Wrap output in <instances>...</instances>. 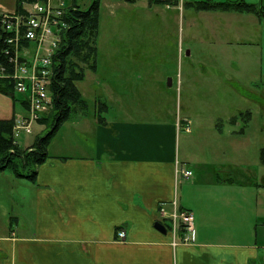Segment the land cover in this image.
<instances>
[{
    "label": "crops",
    "instance_id": "0c3cea01",
    "mask_svg": "<svg viewBox=\"0 0 264 264\" xmlns=\"http://www.w3.org/2000/svg\"><path fill=\"white\" fill-rule=\"evenodd\" d=\"M217 11L242 20L240 25L253 14ZM259 25L264 27L261 20ZM236 43L252 46L238 57L244 68V55L258 48L257 74L264 83V36ZM25 108L0 92V120H13ZM191 111L169 121L92 115L87 124L94 142L81 154L50 153L49 142L35 179L11 169L31 186L22 193L24 202L0 222V264H264V113L256 128L250 109L236 107L229 125L211 111ZM187 120L189 132L179 124ZM28 134L18 139L19 147L35 142L22 144ZM181 167L192 175H183ZM5 205L0 202L3 213ZM180 208L194 213L195 231L190 243L174 244L182 231L174 232L170 215Z\"/></svg>",
    "mask_w": 264,
    "mask_h": 264
},
{
    "label": "rangeland",
    "instance_id": "374dc122",
    "mask_svg": "<svg viewBox=\"0 0 264 264\" xmlns=\"http://www.w3.org/2000/svg\"><path fill=\"white\" fill-rule=\"evenodd\" d=\"M16 2L0 0V14L13 12ZM18 2V12L23 7L27 9L21 0ZM173 2L101 0L96 67L88 68L93 59L86 62L73 58L80 68H86L85 78L78 81L77 86L89 114L82 120V110L74 112V121H66L54 133L48 147L50 153L81 154L86 145L94 142L91 124H87L91 122L89 118L100 113L108 120L127 117L149 120L166 116L169 121L176 120L178 115L183 118L191 108V113L199 109L216 113L219 121L228 124L229 114L240 107L242 111L252 110L256 114L252 124L260 127V116L264 113V83H260L257 74L260 54L258 48L255 53H246L249 58L244 55V59L248 61V68L240 66V53L252 46L238 45L236 41L262 39L263 25H259L255 14H251L250 23L240 25L242 20L222 17L223 12H197L189 4L184 6L182 2L180 7ZM89 3L90 0H83L80 5L86 8ZM233 63L236 68L240 66V70L232 68ZM249 78L258 83H247ZM233 79L241 80L245 86ZM79 117L80 123L77 122ZM49 126L50 122L49 125L34 123L33 133L25 135L22 144H32L37 137L46 135L49 129L52 130ZM188 136H185L186 140ZM11 169L6 168L0 176V202L6 204L5 210L8 209L3 213L4 208L0 207V222H6L10 217L12 206L24 202L22 193L31 186Z\"/></svg>",
    "mask_w": 264,
    "mask_h": 264
},
{
    "label": "trees",
    "instance_id": "16d2710c",
    "mask_svg": "<svg viewBox=\"0 0 264 264\" xmlns=\"http://www.w3.org/2000/svg\"><path fill=\"white\" fill-rule=\"evenodd\" d=\"M21 1L30 2L32 0ZM81 1L83 0H67L69 6L66 8L65 20L68 26L62 32L60 46L53 56V74L50 84L52 103L49 113L39 119V122L43 124L49 125L50 122L51 127L49 126V128H52V130L49 129L46 135L37 137L30 147L21 148L14 144L13 125L15 117L13 120H0V172L9 167L13 168L18 175L35 179L36 167L47 159V146L54 133L61 124L73 117L74 112H78V110L85 112V108H87V103L76 85L77 81L85 78L86 68H80L79 62L73 60V58L86 62L93 59L92 65L88 68L95 69L96 67V44L100 24L101 0H90L86 8L80 5ZM125 1L136 2L137 0ZM149 1L169 3V0ZM178 1L174 0L173 3L177 4ZM16 4L18 9V0ZM191 6H194L198 11L223 10L253 13L257 15L259 20H264V2L201 0L196 3L192 2ZM2 31L0 28V64L10 66L9 70H12L9 57L13 55L14 49L12 47L9 55L4 53L7 45L5 44L4 35L1 34ZM0 92L11 96L15 102L20 101L24 107L27 106L25 95L16 93L11 78L0 77ZM100 104L104 108L107 107L105 103L100 102ZM99 116L101 119L102 114L100 113Z\"/></svg>",
    "mask_w": 264,
    "mask_h": 264
},
{
    "label": "built area",
    "instance_id": "2783aa9c",
    "mask_svg": "<svg viewBox=\"0 0 264 264\" xmlns=\"http://www.w3.org/2000/svg\"><path fill=\"white\" fill-rule=\"evenodd\" d=\"M26 13H6L0 15V28L4 35V53L10 55L9 67L0 64V77H11L15 91L24 94L27 101L26 113L14 119V144L22 133L32 131V123L49 111L52 103L50 84L53 74V56L60 46L65 19L66 0H33L28 2ZM10 47V48H9ZM185 129L191 130L187 120ZM185 176L192 171L182 170ZM174 232L182 235L174 244L190 243L195 231V216L189 209H177L171 215ZM120 240L125 239V230L118 232Z\"/></svg>",
    "mask_w": 264,
    "mask_h": 264
},
{
    "label": "water",
    "instance_id": "95a60500",
    "mask_svg": "<svg viewBox=\"0 0 264 264\" xmlns=\"http://www.w3.org/2000/svg\"><path fill=\"white\" fill-rule=\"evenodd\" d=\"M172 82H171V78H169V85L171 84ZM155 226H156V228H158V229H164V226L160 223V222H156V224H155Z\"/></svg>",
    "mask_w": 264,
    "mask_h": 264
},
{
    "label": "bare ground",
    "instance_id": "6f19581e",
    "mask_svg": "<svg viewBox=\"0 0 264 264\" xmlns=\"http://www.w3.org/2000/svg\"><path fill=\"white\" fill-rule=\"evenodd\" d=\"M67 26H68V24H67L66 20L64 19L63 29H66ZM14 54H15V51L13 50V55H14ZM13 55H12V56H13ZM8 67L10 68V66H8ZM9 72H10V70H9ZM8 78H11V77H8Z\"/></svg>",
    "mask_w": 264,
    "mask_h": 264
}]
</instances>
